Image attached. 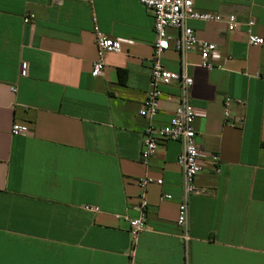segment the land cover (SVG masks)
Masks as SVG:
<instances>
[{
	"label": "crops",
	"instance_id": "obj_1",
	"mask_svg": "<svg viewBox=\"0 0 264 264\" xmlns=\"http://www.w3.org/2000/svg\"><path fill=\"white\" fill-rule=\"evenodd\" d=\"M194 9L235 16L239 27L188 20L216 51L213 70L200 66L197 51L185 56L202 153L185 252L176 224L183 147L163 141L148 167L141 162L151 123L140 111L150 89L153 12L137 0H0V264H129L125 217H137L145 177L162 184L146 191L137 264H264V45H249L246 32L254 21L264 38V0H195ZM96 31L121 41L123 51L107 55L93 77ZM161 61L181 70L174 43ZM163 93L157 126L179 105L177 84ZM14 124L29 130L15 136Z\"/></svg>",
	"mask_w": 264,
	"mask_h": 264
},
{
	"label": "built area",
	"instance_id": "obj_2",
	"mask_svg": "<svg viewBox=\"0 0 264 264\" xmlns=\"http://www.w3.org/2000/svg\"><path fill=\"white\" fill-rule=\"evenodd\" d=\"M145 8L153 12L155 20L156 41L153 49V58L150 73V89L146 100L140 111V116L151 121L143 133V146L141 162L149 166L151 159L155 156L159 145L163 141L180 142L183 150L178 158V163L183 171L182 198L177 216V227L180 231V238L183 242L185 252L191 240L189 230V202L191 197L200 193L196 184L197 176L202 171L200 164L201 150L197 143V133L194 128L196 112L191 104L190 95L194 85V80L187 69L185 56L188 52L197 51L201 57L200 66L213 70L215 66L211 63V58L216 51L213 43L201 41L196 31L188 26V20L202 22H226L229 31L238 29L239 24L235 16L223 19L220 15L198 13L194 9L195 0H137ZM35 19V15L30 14L25 17V23H30ZM254 21L246 23L248 43L251 46L261 47L264 45V38L256 35L253 31ZM168 29H175L178 34L172 37ZM97 59L93 64L92 76L98 77L103 74L106 67V57L109 54L122 53V43L117 39H111L99 31H96ZM172 43L175 49L182 56V68L179 72L168 70L162 63V56L168 51ZM23 74L26 65L23 63ZM171 84H177L180 90L179 105L171 121L163 126H157L152 121L156 118L160 109V101L164 95L163 88ZM225 123H229L231 116V100L226 99L224 103ZM28 127L14 124L11 133L15 136L28 132ZM212 162L217 166L216 172H220V156L211 155ZM162 184V180H153L149 177L142 178L138 185L142 191L138 205L135 207L138 215L135 218L125 217L129 223V233L132 239L129 264H137L135 260L136 245L139 236L147 230V211L149 202L146 191L150 184ZM166 198H171L167 195ZM88 211L98 212L97 207H86Z\"/></svg>",
	"mask_w": 264,
	"mask_h": 264
}]
</instances>
